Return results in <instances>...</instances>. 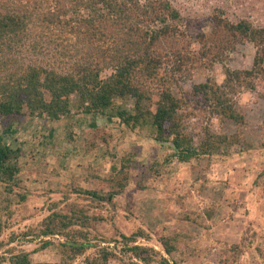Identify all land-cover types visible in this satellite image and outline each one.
<instances>
[{
    "label": "trees",
    "instance_id": "1",
    "mask_svg": "<svg viewBox=\"0 0 264 264\" xmlns=\"http://www.w3.org/2000/svg\"><path fill=\"white\" fill-rule=\"evenodd\" d=\"M35 37L38 41L27 47V41ZM245 42L255 46L252 66L234 69L228 65L230 55ZM196 43L198 49L194 47ZM48 46L72 59L70 71L20 58L25 49L35 52ZM216 63L224 67L222 82L208 77L193 84L190 91L181 85L180 94L174 91L182 76L191 75L196 67L211 68ZM260 86H264V25L248 17L233 20L220 7L210 15L209 30L197 31L170 0H0L3 118L38 115L58 120L70 114L75 95L76 104L84 113L108 112L133 129L148 126L157 143L171 144V157L188 162L200 154H213L229 141L228 135L206 128L196 143L186 131L193 108H203L221 120L243 123L245 117L237 109L235 95L243 88L256 90ZM130 101V106L125 104ZM17 131L12 122L0 128V184L23 201L27 194L17 192L16 187L24 181L20 158L25 150L22 144L15 146L6 136ZM46 136L40 139L44 145L57 139L54 128ZM121 163L109 175V189H85L76 184L70 186V191L85 193L94 206H117L115 198L124 194L130 180L125 172V168H130V157H123ZM159 165H151L152 175L160 171ZM138 185L147 186L144 179ZM58 205L59 202H52L50 212L38 227L23 234L49 236L50 239H43V247L55 245L51 237L62 236L64 240L58 247L62 253L60 260H35L32 252L10 247L0 254V264H71L92 246L97 250L85 257L86 264H116V259L123 258L120 254L144 264L157 259L162 264H178L170 263L153 246L137 243L139 238L151 239L142 227L129 235L118 231L120 254L110 245H94L91 230L103 219L102 215L91 213L88 206L79 202H71L67 211ZM5 224L0 216V250L18 236L13 233L9 240L1 239ZM162 231L158 239L166 253L173 254L179 233Z\"/></svg>",
    "mask_w": 264,
    "mask_h": 264
},
{
    "label": "rangeland",
    "instance_id": "2",
    "mask_svg": "<svg viewBox=\"0 0 264 264\" xmlns=\"http://www.w3.org/2000/svg\"><path fill=\"white\" fill-rule=\"evenodd\" d=\"M183 17L188 18L197 31L209 30V19L216 8H222L231 19L248 17L264 25V0H170ZM185 29V24L182 23ZM38 41L37 37L27 41ZM195 49L199 44H195ZM255 46L252 42L239 44L231 53L229 66L250 68ZM23 60L35 61L70 71L72 59L65 58L53 47H42L35 52L25 49ZM224 67H196L191 75L180 78L174 91L180 94V85L190 91L192 85L208 77L218 82L224 79ZM264 86L256 90L243 88L236 95L237 109L244 115L243 123L220 119L203 108H193L188 119L187 133L200 141L206 128L217 134H226L229 141L220 145L213 154H200L191 161L180 162L171 157L170 143L156 142L155 133L148 126L133 129L119 117L97 113L87 114L72 97L69 115L58 120L43 116L19 115L0 117V128L7 123L18 127L15 134H7L15 146L23 145L24 155L21 178L16 190L26 193V200L18 194L5 191L0 184V216L6 221L1 239L17 238L6 244L32 252L35 260L57 262L62 253L58 248L64 238L51 237L55 245L43 247V239L24 235L37 228L50 212L52 202L67 211L71 202L89 207L101 219L91 230V243L110 245L120 254L121 231L127 235L139 227L151 239L139 238L137 243L150 245L178 264H264ZM130 106V101L126 102ZM54 128L55 142L44 145L40 139ZM45 139H48L46 136ZM123 157H130V168H125L130 180L124 194L115 198L117 206L107 204L101 208L91 204L85 193L70 191L71 185L85 189H109V175L113 167L120 168ZM160 163V171L152 175L151 165ZM122 176V175H121ZM120 176V177H121ZM144 179L146 187L138 185ZM68 195V198L65 196ZM7 208V209H6ZM179 233L176 251L167 254L158 239L159 233ZM236 246L238 248H236ZM97 250L92 246L71 264H86L85 257ZM116 259L117 264L143 262L129 255ZM7 264V263H3ZM152 264H162L155 260Z\"/></svg>",
    "mask_w": 264,
    "mask_h": 264
}]
</instances>
